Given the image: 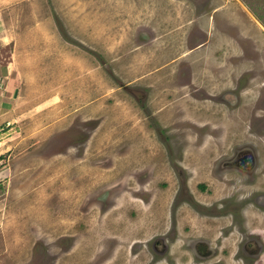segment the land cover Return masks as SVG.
I'll return each mask as SVG.
<instances>
[{"label":"rangeland","instance_id":"obj_1","mask_svg":"<svg viewBox=\"0 0 264 264\" xmlns=\"http://www.w3.org/2000/svg\"><path fill=\"white\" fill-rule=\"evenodd\" d=\"M0 14V264H169L159 217L217 236L230 221L195 211L240 205L264 244V0H0ZM245 149L252 177L226 164Z\"/></svg>","mask_w":264,"mask_h":264},{"label":"flooded vegetation","instance_id":"obj_2","mask_svg":"<svg viewBox=\"0 0 264 264\" xmlns=\"http://www.w3.org/2000/svg\"><path fill=\"white\" fill-rule=\"evenodd\" d=\"M204 142L201 143V146ZM245 150L246 155L244 156V162L246 163V165H248L251 160V158L249 159V156H252L254 152L250 149ZM184 162H186L185 159H180L179 165L180 168L183 169L188 176V174L190 175V172H188V168L184 164ZM224 172V169H218L217 171L218 174H224ZM249 177H252L251 173H249ZM186 195H188V191ZM246 206L247 205H240L235 207V209H232L231 214L227 213L229 212L228 209L225 208V210H223V207H219L212 213L209 212L208 214L198 213L199 210L195 211L197 213V218H210L219 220L227 219L230 221V224H224L221 227L222 230L218 233L217 236H211L207 232H200L199 234H196L195 230L190 231L187 228L190 227V225H183V230H185L186 228L188 230H186V232H179L177 229L178 226L176 221V213L170 216V218L172 219L171 222L173 223V230L170 228L164 230L165 217H159L163 219V230L161 236L159 237L160 241H158L157 239V241L153 243L155 245L153 247L154 255L156 257H163L171 248V250L175 249V252L173 254V257L170 256L171 261H168L169 264H226L225 259H230V257L229 255L221 256V254H224L227 251L225 250V243L232 237L233 232H236V234L238 233L241 238H243V240L239 242L240 247L239 251L237 252L239 257L236 258L235 256L232 257L233 259L231 258V261L234 262L233 264H237L239 261H242L243 264H264L262 262V257H264V244L262 243L260 238H255V236L249 235V232H246L244 230L243 223H245L248 218V216H246L245 214L246 210L244 209ZM177 208L178 207H176L175 205V210H177ZM201 210L206 211L207 209L203 208ZM235 210L236 212H240L241 214H234L233 212H235ZM239 223L241 224L239 225ZM236 226H238L239 228L242 227L243 229H237ZM112 239H114L112 241V245H116L115 238ZM219 256H221V258H219ZM225 256L226 258H224ZM156 257L154 259H156ZM150 263H152V261Z\"/></svg>","mask_w":264,"mask_h":264},{"label":"bare ground","instance_id":"obj_3","mask_svg":"<svg viewBox=\"0 0 264 264\" xmlns=\"http://www.w3.org/2000/svg\"><path fill=\"white\" fill-rule=\"evenodd\" d=\"M250 158H251V160H250V162H249L248 165H246V164H242V165L237 164V162L234 161V160H232V158H231L229 161H227L226 164H227L228 162H232L231 165H227V167H230L231 169H232L234 166L238 167V168H236V169H239V168H240V169L245 170V171H246L247 169H249L248 171H246V172L249 174V173L253 172V171L255 170L256 166H257V156H256L255 154H252V156H249V159H250ZM239 166H240V167H239ZM260 198H264V195H261Z\"/></svg>","mask_w":264,"mask_h":264},{"label":"crops","instance_id":"obj_4","mask_svg":"<svg viewBox=\"0 0 264 264\" xmlns=\"http://www.w3.org/2000/svg\"><path fill=\"white\" fill-rule=\"evenodd\" d=\"M1 15V14H0ZM0 21H2L1 19H0ZM0 26H2V24H0Z\"/></svg>","mask_w":264,"mask_h":264}]
</instances>
